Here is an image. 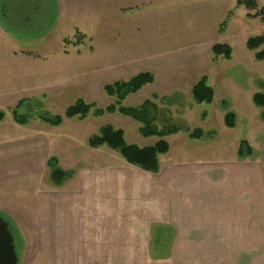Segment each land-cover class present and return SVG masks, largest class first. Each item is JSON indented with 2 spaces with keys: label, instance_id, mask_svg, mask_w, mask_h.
I'll use <instances>...</instances> for the list:
<instances>
[{
  "label": "rangeland",
  "instance_id": "rangeland-1",
  "mask_svg": "<svg viewBox=\"0 0 264 264\" xmlns=\"http://www.w3.org/2000/svg\"><path fill=\"white\" fill-rule=\"evenodd\" d=\"M27 1L23 2L25 7ZM237 1L96 0L99 10H102L99 16V19L103 20L102 24L70 27H51L55 22L51 0L34 1L42 13L46 5L50 8L48 18L41 20V24L47 25L21 27V33L18 34L47 33L41 38L13 42L25 52L48 54L63 50L71 53L75 51L85 53L94 49L108 50L111 52L110 57L117 51L116 56H128L135 62L130 66L118 63L113 65L112 62L107 64L106 61L105 66L100 68L96 65V73L104 72V78L98 77L93 84L94 87L88 85L84 87L82 86L84 83L78 82L84 73L77 71L81 66L75 64L77 60H70L69 57L63 62L57 57L50 60L46 57H36L39 58L41 75L45 68L51 67L52 71L45 74L50 80L42 83L39 90L35 89L30 93L23 91L24 97H34L27 107L20 109V113L31 118L28 126H19L12 121L13 107L0 106V111L4 113V119L0 123V156H8V161L3 159L0 162V217L5 218L12 232H15L13 238L17 264H175L173 261L177 257L188 253L184 250L175 251L176 253L173 251L174 260H169L171 262L163 260L155 262L150 260L151 257L160 259L168 254V243H153L149 250V258L146 250H93L84 247L80 249L79 243H74V239L70 241L69 238H59L55 223L67 224L69 219L63 215L72 212V221L74 223L80 221L81 212L76 206L80 204L76 203L80 195H77V191L75 193L78 186L69 183L62 187L51 185L48 169L44 164L53 151L49 150L50 148L46 147L41 154L36 155L34 170H21L17 159L22 155L24 147L33 143L35 135H40V142L48 146L46 138L48 133L45 132L47 126L38 119L41 113L62 115L66 108L77 100L100 108L113 104L115 99L108 97L103 87L118 81H127L131 76L118 70L120 67H127L132 72H149L155 77V81L144 86L136 94L128 95L122 102L124 107L134 108L145 100H150L161 113L156 120L158 127L175 126L185 133L199 128L204 136L216 132L220 136V141H230L228 148H231V143L236 142L237 138L250 142L257 137L255 142L259 147L257 148V145L250 147L252 155L249 161H264V122L260 119L261 110L252 103L254 94H264V61H256L255 52L246 48V41L249 38L264 35V21L260 17L252 18L258 10L264 9V0H255L257 5L255 10L237 6ZM87 4L88 0H83V5ZM7 13L12 15L8 10ZM9 27L10 32H19L16 26ZM76 32H79L78 36L83 37L79 44H73L79 39ZM65 40L69 43H65ZM1 44H5L4 40H0V49H3ZM216 44L228 45L231 48L229 60L214 57L211 48ZM62 53L68 54L65 51ZM20 60H15L11 54L8 57L1 56L0 67H20L22 64ZM94 63H97L96 59ZM88 77L90 78L91 74ZM202 77L207 78V84L213 90V101L209 104H195L191 98L192 86ZM155 92L167 96L166 99L162 100L164 97L156 94L157 99L152 100L151 95ZM18 93L22 96L21 91ZM229 112L234 113L235 119L233 128L227 129L223 120ZM66 121L71 122H66L63 129L68 134L74 133L77 137H84V149L90 151L93 149L87 146V139L98 134L99 129L105 125L126 133H135L132 126L134 121L118 113L106 114L99 118H94L90 114L82 121L77 119ZM222 127L227 131L233 129V132L223 133ZM259 139L262 141L257 142ZM135 144L139 146L138 143ZM84 149L77 148L75 153H70L66 157L69 161L65 162V165L72 167L70 170L74 172L79 170L78 165L84 164L81 158L91 162L92 159L99 157L97 155H102L99 153L105 155L109 153L106 147L98 148L104 150L99 153L86 152ZM116 155L123 161L120 155L117 153ZM54 197L63 201L56 209L63 215L57 218L53 216L54 207L49 205ZM73 225H69L68 230L74 228ZM63 226L65 225L61 224L62 228ZM40 230H43L44 236L47 234L43 241ZM189 252L209 259L217 255V251Z\"/></svg>",
  "mask_w": 264,
  "mask_h": 264
},
{
  "label": "crops",
  "instance_id": "crops-1",
  "mask_svg": "<svg viewBox=\"0 0 264 264\" xmlns=\"http://www.w3.org/2000/svg\"><path fill=\"white\" fill-rule=\"evenodd\" d=\"M34 1L28 0L25 7L23 2L26 0H0V40L5 42L1 44L4 48L0 49V57L11 54L15 60L21 59L22 62L17 68L0 67V106L12 108L20 100L28 97L34 99L33 96L24 97L23 91L30 93L35 89L39 90L42 83L50 80L45 74L52 71L51 67L43 69L41 75L39 58L36 57H46L48 60L57 57L63 62L69 57L70 60H77L75 64L81 65L77 71L84 73L78 82L84 83V87L93 86L98 77L104 78V72L96 73V65L100 68L105 66L106 61L107 64L112 62L113 65L118 63L130 66L135 62L128 56H116L117 51L110 57L111 52L108 50L94 49L85 53L63 50L68 54L62 53L63 51L48 54L25 52L13 42L41 38L47 33L18 34L21 33V27L47 25L41 24V20L48 18L50 8L46 5L42 13ZM51 2L55 20L51 27L98 25L103 22L99 19L102 10H99L96 0H88L89 7L83 5V0ZM7 10L12 15H8ZM10 25L19 28V32H10ZM94 59L97 60L96 64ZM86 61L89 62L85 63ZM118 70L130 75L129 79L141 73L132 72L127 67H120ZM88 73L91 74L90 78ZM18 91L22 92V96ZM155 94L167 97L158 92ZM66 122L71 121L63 120L58 127L45 124L48 146L40 142V135H35L32 146L28 144L22 155L18 156L21 170H34L36 155L41 154L46 147L53 150L49 158L55 157L61 169L67 171L72 168L65 165L69 161L66 157L75 153L77 148L84 149V137L68 134L63 129ZM132 126L135 133L124 131L127 144L138 143V147L143 148L152 146L159 140L156 137H141L138 133L140 125L135 121ZM221 131L231 134L233 129L227 131L222 127ZM188 134L179 131L163 138L168 143L169 150L158 157L160 169L156 174L127 164L109 149L107 155L99 153L104 150L84 149L86 152H98L102 155H97L99 157L91 162L81 158L84 164L78 165L79 170L63 184L78 186L75 193L77 191V195H80L79 201L76 200L77 204L80 203L76 205L81 212L80 221H72V212L63 215L56 210L57 205L63 202L61 199L54 197L52 203H49L54 207V217H69L67 224L55 223L59 238H69L70 241L74 239V243H79L80 249L146 250L149 258L153 243H168V254L160 259L151 257L150 260L155 262L174 260L175 251L184 250L188 253L177 257L173 261L175 264H264V161H249L250 156L237 160L242 139L237 138L236 142L231 143V148H228L230 141H220L216 132L207 133V136L203 133L198 139H192ZM256 138L252 142L247 141L250 147H259L255 142ZM193 141L195 143L192 144ZM259 141L262 140H257ZM3 159L8 161V156L1 155L0 162ZM4 167L7 168L8 165ZM61 224L65 225L64 228ZM69 225L74 228L68 230ZM45 236L42 230V241ZM196 250L217 251V255L210 260L189 252Z\"/></svg>",
  "mask_w": 264,
  "mask_h": 264
},
{
  "label": "trees",
  "instance_id": "trees-1",
  "mask_svg": "<svg viewBox=\"0 0 264 264\" xmlns=\"http://www.w3.org/2000/svg\"><path fill=\"white\" fill-rule=\"evenodd\" d=\"M237 6H244L248 10L256 9L255 0H238ZM260 17L264 21V9L258 10L252 18ZM79 32H76L78 36ZM79 39L73 44H79L83 37L78 36ZM65 43L69 41L65 40ZM264 35L251 37L246 41V48L249 51L255 52L254 59L258 62L264 61ZM211 51L215 58H223L229 60L231 58L232 50L228 45L216 44L212 46ZM154 76L149 73H140L127 81H118L113 84H107L103 87L104 93L114 98L113 104H110L104 108L97 107L94 104L85 103L83 100H77L73 105L66 108L62 115H51L47 112H43L38 116V119L51 127H58L62 124L63 120H85L90 114L94 118L102 117L106 114L112 115L118 113L124 117L130 118L140 125L138 133L143 138L156 137L159 140L152 146L138 147L136 145H129L125 142L124 132L120 129H114L110 125L101 127L98 134L89 137L87 140V146L90 149H98L100 147H106L109 150L117 153L120 157L129 165L140 168L143 171L156 174L159 172V160L160 155L166 154L169 150L168 143L163 139L164 137L172 134H176L180 131L175 126H161L158 127L156 120L159 113L158 107L150 100H145L138 107H124L122 102L128 95L136 94L144 86L152 84ZM191 98L195 104L211 103L213 101V90L207 84V78L202 77L191 88ZM152 100L157 99L156 94L151 95ZM163 98L162 100H165ZM32 99L20 100L15 107L11 110L12 121L19 126H26L30 123L31 118L27 115L20 113V109L27 107ZM253 105L260 109V119L264 122V94L256 93L252 97ZM4 119V113L0 111V123ZM235 115L232 112L226 113L224 116V125L227 128H233ZM188 136L192 139H198L202 137L203 131L196 128L192 131H187ZM252 155V149L245 140H241L237 156L239 159H245ZM49 173V181L52 186L60 187L66 181L70 180L74 176L73 170H63L60 168L58 160L55 157H50L45 163Z\"/></svg>",
  "mask_w": 264,
  "mask_h": 264
},
{
  "label": "water",
  "instance_id": "water-1",
  "mask_svg": "<svg viewBox=\"0 0 264 264\" xmlns=\"http://www.w3.org/2000/svg\"><path fill=\"white\" fill-rule=\"evenodd\" d=\"M14 238L8 222L0 217V264H17Z\"/></svg>",
  "mask_w": 264,
  "mask_h": 264
},
{
  "label": "flooded vegetation",
  "instance_id": "flooded-vegetation-1",
  "mask_svg": "<svg viewBox=\"0 0 264 264\" xmlns=\"http://www.w3.org/2000/svg\"><path fill=\"white\" fill-rule=\"evenodd\" d=\"M10 232L12 231L10 228H9ZM12 233V232H11ZM12 236H13V233H12Z\"/></svg>",
  "mask_w": 264,
  "mask_h": 264
}]
</instances>
